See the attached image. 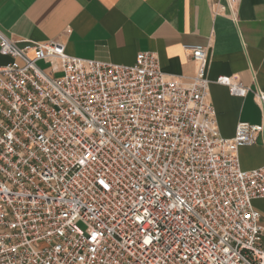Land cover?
Segmentation results:
<instances>
[{
	"label": "built area",
	"instance_id": "built-area-1",
	"mask_svg": "<svg viewBox=\"0 0 264 264\" xmlns=\"http://www.w3.org/2000/svg\"><path fill=\"white\" fill-rule=\"evenodd\" d=\"M18 42L0 31V264H264V165L239 156L264 123L222 135L208 46H185V80L151 51L125 65Z\"/></svg>",
	"mask_w": 264,
	"mask_h": 264
},
{
	"label": "crops",
	"instance_id": "crops-1",
	"mask_svg": "<svg viewBox=\"0 0 264 264\" xmlns=\"http://www.w3.org/2000/svg\"><path fill=\"white\" fill-rule=\"evenodd\" d=\"M226 4V0H219ZM212 0H0V31L23 40L57 41L68 54L132 65L141 51L157 54L162 69L189 80L197 64L186 45L209 47L210 100L220 131L232 137L240 122L264 123L254 91L264 92V0H241L215 13ZM0 54V66L11 62ZM45 67L47 65L43 63ZM220 76L235 77L252 91L232 95ZM245 170L264 165V136L239 150ZM262 214L264 200L253 201ZM264 245V234L262 236Z\"/></svg>",
	"mask_w": 264,
	"mask_h": 264
},
{
	"label": "rangeland",
	"instance_id": "rangeland-1",
	"mask_svg": "<svg viewBox=\"0 0 264 264\" xmlns=\"http://www.w3.org/2000/svg\"><path fill=\"white\" fill-rule=\"evenodd\" d=\"M39 66H41L42 68H45V65L43 64V62H40V63H39ZM80 226L83 227L82 224H80Z\"/></svg>",
	"mask_w": 264,
	"mask_h": 264
}]
</instances>
